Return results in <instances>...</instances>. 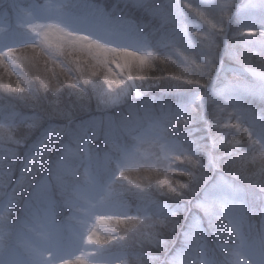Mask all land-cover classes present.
I'll use <instances>...</instances> for the list:
<instances>
[{"label": "snow or ice", "instance_id": "1", "mask_svg": "<svg viewBox=\"0 0 264 264\" xmlns=\"http://www.w3.org/2000/svg\"><path fill=\"white\" fill-rule=\"evenodd\" d=\"M123 4L117 12L118 3L90 0L53 16L37 2L15 21L0 17V39L13 42L0 47V145L12 162L0 182L10 189L0 201V264H113L112 248L121 264H160L147 248L167 250L161 230L175 233L181 217L180 246L164 264H264V207L259 241H250L238 183L262 178L264 193V0L236 11L233 0ZM224 20L241 38L229 47L224 36L235 67L216 51ZM64 92L126 111L101 128L61 107ZM201 180L191 213L185 193ZM58 207L70 210L59 223ZM13 235L22 253L5 245ZM210 235L227 249L223 261L210 255Z\"/></svg>", "mask_w": 264, "mask_h": 264}, {"label": "rangeland", "instance_id": "2", "mask_svg": "<svg viewBox=\"0 0 264 264\" xmlns=\"http://www.w3.org/2000/svg\"><path fill=\"white\" fill-rule=\"evenodd\" d=\"M115 1L123 2V0H115ZM10 2L13 6H15V8L12 9L14 16L12 17V19H9L12 21H15L17 16L23 15V12L21 11L22 9L31 8L32 4L37 3V1H33L28 6V5L22 4L21 0H10ZM89 2H90V0H43L41 3H48V4L52 5L48 14L54 16L61 10H65V11L78 10V6H82L83 4H86ZM233 3L236 6L233 9V11H236L238 9L244 8L245 5L250 3V0H233ZM61 5L65 6L64 9H61V7H60ZM223 27H224L225 31L222 34L217 35V37H216V42H217V44L220 45V47L216 51L221 57H223V55H224V51H223V48L225 46L224 36H227L226 43L229 47L232 46V44H230V42H228L229 36L236 38V40L234 39V41L236 42V43H234V45L239 44L241 41V38L238 37L236 35V33L235 34L230 33V29L233 27V24H232V26H229L227 20H224ZM234 28L236 30V25H234ZM12 43L13 42L10 39H7V38L0 39V47H3V46L8 45V44H12ZM255 62L258 64V60H255ZM232 64L233 65L230 67L236 66L234 64V62H232ZM217 66H219V65L217 64ZM212 74L215 75L216 73L213 71ZM229 75H231V74H229ZM13 81L15 83V78H13ZM6 83L8 84V82H6ZM94 101H95V99H94ZM96 106H98V108L88 109L87 111H85L84 115L78 120H89V119H91V120L95 121L97 124H99L101 126V128H103L104 126H106V124L110 118H118L119 115L121 114V113H111L112 110H114V108H105L104 106L98 105V104H96ZM64 140H65V142L71 143L70 137L66 136V137H64ZM97 145H99L101 148H103V139L102 138L100 140H96V139L92 140L91 147L93 149H95L97 147ZM5 147H8V146L7 145H0V182L3 181L4 174L9 170L8 169L9 161L5 159V152H4ZM53 154H52L53 160H55L56 152H54ZM68 163L70 164V166H73V167L79 169L81 177H82L83 169L81 167L80 161L77 159H69ZM47 165L49 166L50 169L49 170L44 169V173H45V175H47L50 183L53 186V191L55 192L57 190V188H56L57 181H56V173H55V169H54V164L50 162V163H47ZM226 178L230 179L231 177L226 176ZM31 179L33 181H35L36 179H38V177H32ZM243 180L245 181L244 178H241V180H239L238 183H240L241 186L243 188H245V190H246L247 199L249 202V223L252 225L251 229L246 228L245 232H246L247 237L250 241H257L258 242L259 237H260V233H261V227H262L261 209H262V207H264V193L260 194L261 202L259 204V208H256L254 205H252L248 196L253 195V198H254V197L258 196L259 194L255 191H253L252 189H250L249 187H247L245 185V183L243 182ZM9 190L10 189H6V188L0 186V201H2L5 198V193H6V191H9ZM117 190L121 191L120 186H117ZM21 194L23 195V193H21ZM122 195L124 198L129 199V200L134 199L133 193L131 191H128L126 188L122 191ZM60 210L62 213H60ZM68 211H70V210H65L63 207H58V209H57V223H59L61 220L64 219V217L68 214ZM196 214H199V213H196ZM257 214H258L257 220L253 219L252 217L256 218ZM258 221H259V225L257 224ZM178 241H179V243H178V247H179L181 237L179 238ZM222 242L225 244L234 243V241H232V240H224ZM209 243H210V255H215V257L218 261H223L224 255L227 252V249H220L219 247L216 246L215 242L209 241ZM5 245H6L7 249H9V250H15L17 252L22 253L21 249H19L17 247V241H16V238L14 235L7 237L5 239ZM175 248H177V247H175ZM175 248H174V250H175ZM171 249H172V246L170 248L167 247V250L163 249L164 255L161 257L160 263L164 264L163 262L166 260L167 256L171 254L170 253ZM147 250L151 252V248H147ZM174 250H172V251H174ZM217 250L219 252H217ZM105 256L107 259L111 260L113 262V264H121L122 257H121V253L119 252V250L112 248V249H110V251L108 253L105 254ZM155 256L160 257L159 254H156Z\"/></svg>", "mask_w": 264, "mask_h": 264}, {"label": "trees", "instance_id": "3", "mask_svg": "<svg viewBox=\"0 0 264 264\" xmlns=\"http://www.w3.org/2000/svg\"><path fill=\"white\" fill-rule=\"evenodd\" d=\"M43 0H39V2L41 3ZM33 2V0H21V3L22 4H25V5H30L31 3ZM106 2L108 3L109 7H111L112 4H116L118 3L119 4V8L117 9V12H119L121 9H123L124 7V4L123 2H120V1H115V0H106ZM15 8V6H13L10 2V0H0V17H3L4 15H7L8 19H12V17L14 16V13L12 11V9ZM235 21H233V27L230 29V33L232 34H235L236 33V30L234 28V24ZM230 44L234 45V43H236L234 41V39L236 40V38L232 37V36H229L228 37ZM223 51H224V48H223ZM223 62L226 66H232V62L229 61V59L227 58V56L224 54L223 55ZM8 80L7 78H5V81H4V84L7 85ZM12 86L14 87V81H13V84ZM4 89L3 87H0V92H3ZM159 92V89H156L153 91V95H156L158 94ZM53 97L51 96V93L49 94V99H52ZM61 107H67V106H71L72 108V111H73V114L77 117V119H80L85 111H87L88 109H95V108H98V106H96L97 102L96 100L94 101V98L91 99V100H83V101H78L76 99L75 96H71L69 97V95L67 94V92H64L61 97ZM96 102V103H95ZM45 108H47V105L44 106ZM126 111V108H119V109H114L112 110L111 113H123ZM197 127H203V125H197ZM204 133H198V135H203ZM56 152V150L54 149L53 150V153ZM52 153V154H53ZM54 155V154H53ZM52 155V156H53ZM9 161V164H11L12 162L10 160ZM44 169H50L49 166L47 164L44 165ZM230 170H225V172H229ZM207 176L211 179L215 176V173L214 172H208L207 173ZM230 177V176H228ZM241 178H244L245 181L243 180V182L245 183V185L247 187H249L250 189H252L253 191L257 192L259 195L254 197L253 198V195H250L248 196L249 200L251 201L252 205H254L256 208H259V204L261 202L260 200V194L262 192H260L259 190V187L257 186V181L258 180H261L262 178H259V177H255V176H251V175H247V174H242ZM193 189H195V192L194 193H185L186 196H190L191 199H192V203L189 204V209H190V212L191 213H199V211L194 208L192 206V204H194L195 200L196 199H199L200 196L203 195V187H204V180H201L199 183H193L192 185ZM22 195V194H21ZM164 199H169V197H165ZM173 200H175V198H171ZM66 210V209H65ZM60 213L61 210H60ZM257 217H258V214L256 216V218L252 217L253 219L257 220ZM185 224V218L184 217H181V227L180 229H177V231L175 233H172L170 231H168L167 229H163L161 230L162 231V239H166L169 241V244H168V247L170 248L172 246V249H171V252L172 250H174L175 247H178V243H179V238L181 237V230L183 229V226ZM257 224L259 225V221L257 222ZM209 241L210 242H214V238L211 237V235L209 236ZM154 248V249H153ZM151 248V253L156 255V254H159L160 255V258L164 255V252H163V248H159V247H153ZM170 252V253H171ZM217 252H219L217 250ZM164 263V262H163ZM162 264V263H160Z\"/></svg>", "mask_w": 264, "mask_h": 264}]
</instances>
